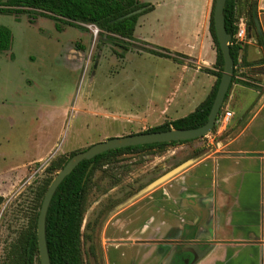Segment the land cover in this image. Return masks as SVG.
<instances>
[{
    "label": "rangeland",
    "instance_id": "374dc122",
    "mask_svg": "<svg viewBox=\"0 0 264 264\" xmlns=\"http://www.w3.org/2000/svg\"><path fill=\"white\" fill-rule=\"evenodd\" d=\"M139 1L161 3L150 21L156 23L161 15L170 27L180 25L181 9L172 10L173 0ZM187 10L192 27L198 13ZM35 17L31 21L27 14H0V25L13 34L11 50L0 52V264L7 246L28 226L35 190L52 176L48 168L53 163L69 161L98 142L143 133L189 114L216 82L209 73L217 71L214 65L199 66L176 54L174 59L155 56L146 51L151 47L137 41L117 44L96 25L97 36L87 26L62 24L60 32L54 20L37 12ZM159 40L167 46L177 41L172 35ZM215 128L164 151L112 157L94 171L84 203L83 264H105V221L147 185L194 160L199 148L209 149L210 142L227 137L218 136L220 124Z\"/></svg>",
    "mask_w": 264,
    "mask_h": 264
},
{
    "label": "crops",
    "instance_id": "0c3cea01",
    "mask_svg": "<svg viewBox=\"0 0 264 264\" xmlns=\"http://www.w3.org/2000/svg\"><path fill=\"white\" fill-rule=\"evenodd\" d=\"M141 2L154 9L140 17L137 42L199 66L215 65L217 52L209 29L214 0H173L172 10L181 9L178 27H170L161 15L156 23L150 21L161 3ZM187 7L198 13L192 27ZM258 10L264 35V0H258ZM161 35H172L181 44L167 46L159 40ZM239 58L243 66H237V73L263 80L261 86L233 84L225 107L235 117L218 130V136L228 133L227 137L210 142L184 171L130 199L105 221V264H264L263 48L250 38ZM243 114L245 120L239 123ZM112 224L117 229H110Z\"/></svg>",
    "mask_w": 264,
    "mask_h": 264
},
{
    "label": "trees",
    "instance_id": "16d2710c",
    "mask_svg": "<svg viewBox=\"0 0 264 264\" xmlns=\"http://www.w3.org/2000/svg\"><path fill=\"white\" fill-rule=\"evenodd\" d=\"M215 3L216 0H214L209 28L217 52V60L214 65L217 71H209L210 74L216 77L212 91L189 115L166 122L143 133L162 132L171 129H195L207 123L224 67L223 54L215 31ZM140 9H143L141 13L126 17L128 14ZM153 9L154 6L150 3L139 0H0V14H27L33 21L37 18L35 17L37 12L39 16L54 20L55 27L60 32L63 30L62 24L77 28H82L81 24L96 25L101 30V35L107 34L113 42L127 46L130 45V42L136 41L134 34L140 17L153 11ZM224 14L227 32L232 35L230 51L235 65L226 102L233 84L238 83L252 87V85L236 79V67L238 65L243 66V63H239V54L244 44L238 43L235 39L240 20H245L248 36L252 37L253 35L263 51L264 35L259 33L256 25V19L259 17L258 0H227ZM12 43V31L0 25V52L11 50ZM146 51L155 56L174 59L170 51L163 48L155 47L154 49H146ZM261 64H264V61H261ZM224 109L225 103L218 119L226 112ZM214 131H216V128ZM191 141L194 140L117 149L101 154L91 161L81 162L59 186L49 207L46 221V240L51 264H83L82 226L85 213V195L91 176L100 165L112 157L134 152L164 151L169 147H177ZM201 152H203V149H198L196 155ZM75 154H72V156ZM67 162L68 160L58 161L48 168L52 176L45 179L35 190V212L26 229L7 246L3 264H41L37 235L40 210L46 192L54 179L55 175L53 176V174L58 173ZM92 164L93 167L88 173Z\"/></svg>",
    "mask_w": 264,
    "mask_h": 264
},
{
    "label": "water",
    "instance_id": "95a60500",
    "mask_svg": "<svg viewBox=\"0 0 264 264\" xmlns=\"http://www.w3.org/2000/svg\"><path fill=\"white\" fill-rule=\"evenodd\" d=\"M226 3L227 0H216L215 8H214L215 31L223 54L224 67H223V73L218 87V91L213 106L211 108L210 114L208 116L207 123L195 129H185V130L171 129L162 132L139 133V134L128 135L123 137H114L106 141L98 142L90 146L85 151L75 154L66 163V165L57 173L56 177L53 179L52 183L50 184L42 203V207L38 219V230H37L41 264H51L48 247H47V240H46V221L52 199L56 191L58 190L59 186L62 184V182L78 167V165L81 162L91 161L101 154L117 149L136 147L141 145H151L157 143H170V142L195 140L209 135L215 129L218 116L223 108V105L226 100V96L229 92L235 70L234 60L231 56V51H230V43L232 41V35L229 34L226 29V19L224 14ZM142 11L143 9L134 11L128 14L126 17L139 14ZM256 25L259 33L263 34L261 24L259 22V18L256 19ZM192 163H193L192 160H188L183 164L179 165L178 167L167 172L160 178L156 179L155 181L147 185L131 200H134L137 197L145 195L150 191L154 190L155 188L159 187L160 185L171 180L172 178L180 174L182 171H184L187 167H189ZM92 167L93 164L89 168L88 173L90 172Z\"/></svg>",
    "mask_w": 264,
    "mask_h": 264
},
{
    "label": "built area",
    "instance_id": "2783aa9c",
    "mask_svg": "<svg viewBox=\"0 0 264 264\" xmlns=\"http://www.w3.org/2000/svg\"><path fill=\"white\" fill-rule=\"evenodd\" d=\"M81 25L84 27L87 26L88 28L90 27V29H93L94 34L97 36L99 31L96 26L94 25L89 26L86 24H81ZM235 39L238 43H242V44H246L250 41V38L248 37L247 25L244 19H241L238 24V31L235 36ZM236 69L238 68L236 67ZM236 79L244 83L250 84L252 86H261V84L258 81L254 80L253 78L244 76L243 74L236 73ZM231 117H232L231 112L226 111L224 114H222L217 121V123L220 124V128L226 127Z\"/></svg>",
    "mask_w": 264,
    "mask_h": 264
}]
</instances>
